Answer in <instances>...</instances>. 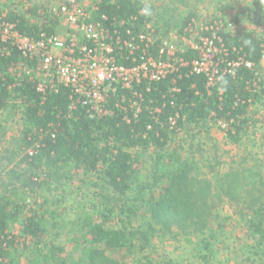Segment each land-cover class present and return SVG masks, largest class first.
Here are the masks:
<instances>
[{
  "label": "trees",
  "instance_id": "1",
  "mask_svg": "<svg viewBox=\"0 0 264 264\" xmlns=\"http://www.w3.org/2000/svg\"><path fill=\"white\" fill-rule=\"evenodd\" d=\"M225 8L226 4L219 11L223 13ZM144 9L151 12L153 8L142 0H99L92 19L106 27L116 19L113 30L125 36L128 30L139 34L153 21L151 15L140 13ZM35 15L30 10L24 14L17 11L5 14L0 9V23H12L20 33L30 37L57 31L60 25L57 18L45 13L43 22H38ZM103 16H108L110 21L104 22ZM219 35L226 45L242 49L250 61L256 64L261 61L264 40L254 33L221 32ZM244 38L252 39L254 47L244 46ZM156 50L152 49V52L156 53ZM184 55L193 57L190 52ZM119 61L131 64L126 60ZM39 72L37 63L24 58L0 37V112L19 102L23 126L19 141L23 155L15 164L22 171L18 175L16 168L9 170L10 182L1 183L0 189L13 186L12 196L18 189L25 191L26 188L28 195L39 189L52 192V185L69 180L67 173L70 171L97 176L102 182L104 201L100 208L95 207L98 215L84 217L82 226L77 228L86 243L88 255L86 259L76 260L66 255L64 246L47 243L49 221L59 217L58 212L47 207L48 198L29 210L16 233L12 228L21 218L23 208L0 195V264H14L13 253L20 246L24 250L35 249L40 264H122L118 256L122 252H143L156 238L167 237L177 230L188 234L185 240L192 243L191 236L205 233L214 217L217 200L223 199L242 205L249 212L245 216V228L248 236L261 246L264 259L262 167L244 165V169L224 175L219 172L223 163L216 160L209 166V179L203 178L200 165L181 159L177 154L180 148L170 152L177 139H181V133L188 134L196 127L218 120L231 125L227 135L232 142L241 140L245 126L251 121L249 108L264 94L253 87L255 76L250 71L242 68L236 78L226 76L227 84L218 86L222 94L218 87L209 93L204 77L186 76L185 72L155 84L151 92L142 85L136 87L144 98L137 117L130 107L135 90H119L118 96L106 104L108 113L96 118H91L84 107H78L70 115V90L67 88L45 95L38 92ZM173 117L177 120L175 129H171L169 123ZM150 151L156 155L152 181H143L138 176V167L143 155ZM196 151L205 156L202 146L199 145ZM166 158L170 165H161ZM5 171L0 168V176ZM23 177L27 182L18 188L14 180ZM242 185L245 195L238 191ZM215 186L218 191L221 188L220 194H216ZM139 211L146 220L139 226H131ZM122 216L129 225L120 228L110 225ZM203 240L205 238L200 239ZM205 246L207 249L208 245ZM200 251V257L208 262L209 256L201 255L203 248ZM245 261L255 264L250 257Z\"/></svg>",
  "mask_w": 264,
  "mask_h": 264
},
{
  "label": "rangeland",
  "instance_id": "2",
  "mask_svg": "<svg viewBox=\"0 0 264 264\" xmlns=\"http://www.w3.org/2000/svg\"><path fill=\"white\" fill-rule=\"evenodd\" d=\"M145 5L153 9L150 15L152 23L157 28L160 38H169L171 35L181 36L189 32L188 39L194 40L197 37L206 35L215 22L225 21L234 24L231 34L254 33L258 39L264 40V0H142ZM62 0H0V9L3 13L17 11L21 14L33 11L35 20L43 22L42 16L51 5H56ZM86 6L93 12L95 4L99 0H84ZM226 4L223 11L219 9ZM29 14V13H28ZM40 15V16H39ZM180 47L187 50L189 44L180 42ZM34 68L29 69L32 72ZM41 76V73H38ZM264 93V86L261 90ZM22 107L19 102L14 103L6 110L0 112V168L5 169L3 176H0V184H8L9 170L16 168L15 164L22 157L19 150L21 142ZM248 117L251 118L245 132L239 142H232L227 133L231 125L227 124L224 130L215 122H208L196 127L188 134L181 133L177 141L172 145L170 152L176 151L182 160L198 164L203 171V178H209V166L216 160H220L219 172L221 174L236 173L245 166H261L264 174V94L261 99L249 108ZM254 120L255 126H254ZM181 146L179 147L178 145ZM202 146L205 151L200 154L198 147ZM206 159V160H205ZM156 155L151 151L144 154L141 164L138 167V176L143 181H152L151 172ZM161 165L168 166L169 159L162 160ZM241 166V167H240ZM244 169V168H243ZM16 174L21 173V168L15 169ZM68 171V179L59 184L51 186L52 192L39 189L31 195L26 190L18 189L14 196L11 195L13 186L0 189V195L10 199L23 208L21 218L12 228L18 232L21 221L29 210L37 208L38 204L48 198L50 202L47 207L59 214L58 218L49 221L48 244L62 245L66 249L69 258L83 260L87 258L88 250L86 243L80 237L79 230L83 224L84 217H95L103 203L102 182L92 174H72ZM2 177V178H1ZM201 177V176H200ZM25 177L21 180H14L19 188L25 184ZM213 181V178L210 180ZM220 185V184H219ZM216 194H220L221 188L214 187ZM245 186L238 190L245 195ZM247 189V188H246ZM15 200V201H14ZM14 206V205H12ZM243 208V209H242ZM249 212L241 205L233 202L217 200V206L209 223L208 228L200 236H191L192 243L185 239L188 234L177 230L167 237L156 238L151 247L143 252H122L119 256L122 264H252L245 261L247 257L252 258L255 264H263L261 246L248 236L245 228V216ZM19 216V217H20ZM146 220L142 211H139L131 226H139ZM129 225L128 220L122 216L115 218L113 227H124ZM223 227H220V226ZM190 237V236H189ZM202 242L208 245L206 249ZM201 242V243H200ZM17 249L13 253L14 264H40L37 253L32 247L28 249ZM200 248H203L201 255L209 256L208 262L200 257ZM210 248V249H209ZM211 251V254L209 252Z\"/></svg>",
  "mask_w": 264,
  "mask_h": 264
},
{
  "label": "built area",
  "instance_id": "3",
  "mask_svg": "<svg viewBox=\"0 0 264 264\" xmlns=\"http://www.w3.org/2000/svg\"><path fill=\"white\" fill-rule=\"evenodd\" d=\"M47 13L59 20L54 34L42 32L38 37H30L20 33L14 24L1 22L0 37L24 58L38 64L41 72L38 92L57 93L62 87L70 90V115L78 107H84L91 118L101 117L108 113L106 104L118 96L119 90H135L142 85L151 92L155 84L171 76H181L182 72L186 76L204 77L209 93L220 85L221 76L236 78L242 68L255 76L253 87L257 91L264 86V44L258 64L247 59L242 49L226 45L219 34L230 33L234 27L232 22L217 21L208 30L209 35L192 40L187 38L189 32L180 37L160 38L152 22L146 25L144 32L134 34L128 30L126 36L122 35L113 30L116 19H112L108 27L95 22L84 0H62L51 5ZM140 13L147 15L143 10ZM102 19L110 21L108 16ZM160 39L161 43H157ZM181 41L189 44L187 50L180 47ZM152 49L157 52L153 53ZM186 52L193 57H186ZM120 59L131 64L121 63ZM218 89L222 94L221 87ZM130 102L137 117L144 102L143 95L135 90L134 101ZM169 123L171 129L177 127L174 117ZM215 123L224 130L229 124L224 120Z\"/></svg>",
  "mask_w": 264,
  "mask_h": 264
},
{
  "label": "clouds",
  "instance_id": "4",
  "mask_svg": "<svg viewBox=\"0 0 264 264\" xmlns=\"http://www.w3.org/2000/svg\"><path fill=\"white\" fill-rule=\"evenodd\" d=\"M145 14H149V10L148 9H144L143 10ZM243 45L246 46V47H249V48H253L254 47V41L252 39H249V38H244L243 39ZM220 83L222 85H226L227 84V81L224 79L223 76H221L220 78Z\"/></svg>",
  "mask_w": 264,
  "mask_h": 264
}]
</instances>
